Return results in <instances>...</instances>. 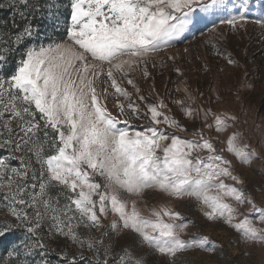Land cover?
<instances>
[{
	"label": "rangeland",
	"instance_id": "rangeland-1",
	"mask_svg": "<svg viewBox=\"0 0 264 264\" xmlns=\"http://www.w3.org/2000/svg\"><path fill=\"white\" fill-rule=\"evenodd\" d=\"M0 4V264H264V0Z\"/></svg>",
	"mask_w": 264,
	"mask_h": 264
},
{
	"label": "trees",
	"instance_id": "trees-1",
	"mask_svg": "<svg viewBox=\"0 0 264 264\" xmlns=\"http://www.w3.org/2000/svg\"><path fill=\"white\" fill-rule=\"evenodd\" d=\"M1 8L4 9L3 6H0V13H1ZM2 19H4V21H5L4 29H6L7 33H8L9 31H11L14 28V25L11 24V21L8 19V14H6L4 17H0V20H2Z\"/></svg>",
	"mask_w": 264,
	"mask_h": 264
}]
</instances>
